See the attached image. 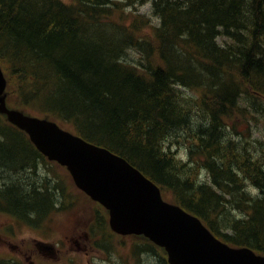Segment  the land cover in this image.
Instances as JSON below:
<instances>
[{
    "label": "trees",
    "instance_id": "16d2710c",
    "mask_svg": "<svg viewBox=\"0 0 264 264\" xmlns=\"http://www.w3.org/2000/svg\"><path fill=\"white\" fill-rule=\"evenodd\" d=\"M72 1L0 0L9 103L126 158L225 242L264 255V0ZM140 3L150 17L127 12ZM43 163L0 115V197L21 216L67 199L63 185L33 187Z\"/></svg>",
    "mask_w": 264,
    "mask_h": 264
},
{
    "label": "water",
    "instance_id": "95a60500",
    "mask_svg": "<svg viewBox=\"0 0 264 264\" xmlns=\"http://www.w3.org/2000/svg\"><path fill=\"white\" fill-rule=\"evenodd\" d=\"M6 86L0 66V114L26 131L49 160L68 169L79 189L106 207L114 231L145 235L167 250L171 264H264V256L220 242L198 218L165 202L160 188L125 158L56 122L10 108Z\"/></svg>",
    "mask_w": 264,
    "mask_h": 264
},
{
    "label": "flooded vegetation",
    "instance_id": "af4514ba",
    "mask_svg": "<svg viewBox=\"0 0 264 264\" xmlns=\"http://www.w3.org/2000/svg\"><path fill=\"white\" fill-rule=\"evenodd\" d=\"M35 179L33 187L43 179L41 183L47 184L51 192L61 194L55 178ZM4 186L0 178V190ZM62 205L63 199L56 198L44 213L26 217L0 197V264H106L94 248L101 240L83 232L65 241L62 229L49 221L54 213L59 216ZM79 252L85 254L81 256Z\"/></svg>",
    "mask_w": 264,
    "mask_h": 264
},
{
    "label": "rangeland",
    "instance_id": "374dc122",
    "mask_svg": "<svg viewBox=\"0 0 264 264\" xmlns=\"http://www.w3.org/2000/svg\"><path fill=\"white\" fill-rule=\"evenodd\" d=\"M64 1L68 2L69 0H64ZM139 9H140L139 10L140 13H148L149 11L147 5L142 6ZM155 22L156 19L154 20L153 23ZM150 33H151L150 28L145 29L144 34H150ZM219 40L225 41V39L223 38H220ZM130 56L134 61H138L140 59V54L131 53ZM239 130L240 132L242 131L243 133H245L247 127L245 125H241L239 127ZM253 135L258 138L263 137L264 131L259 129ZM178 152H180L181 156H186V152L184 150H179ZM42 176H46V174H42ZM61 179L66 180V178H61ZM72 197L75 199L72 200L73 203L72 209L67 210L66 212L65 211L61 212L58 217H55V215H53L49 219V221L54 223L55 226L62 229L65 241L70 238H78L81 232L88 230L89 222L94 215L92 205L88 203L85 198L79 196L76 192H74V195H72ZM109 240H110L109 243L112 246L109 249L110 251L109 252L106 251V253L111 256V259L113 261L111 264H116L119 261V257H120L119 255L124 253V251H122L123 248L121 243L123 239L112 235V237H109ZM126 241L127 242L125 243V246L129 247L127 249V253H130L131 246L129 245L132 243V241L129 239H126ZM105 243L107 244V242ZM101 251L103 250L101 249ZM148 255H143L141 257L142 264H160L158 258H156L154 254L148 253Z\"/></svg>",
    "mask_w": 264,
    "mask_h": 264
},
{
    "label": "bare ground",
    "instance_id": "6f19581e",
    "mask_svg": "<svg viewBox=\"0 0 264 264\" xmlns=\"http://www.w3.org/2000/svg\"><path fill=\"white\" fill-rule=\"evenodd\" d=\"M260 4V3H259ZM176 5V4H175ZM264 5V4H263ZM259 7H261V6H259ZM263 8V7H262ZM261 9V8H260ZM224 28V27H223ZM189 32V31H188ZM140 61V60H139ZM110 68V67H109ZM147 69V68H146ZM132 76V75H131ZM126 80V79H125ZM126 82V81H125ZM159 88V87H158ZM59 95V94H58ZM49 98V97H48ZM58 105V104H57ZM201 121V120H200ZM230 135H231V137H232V135H233V140L234 141H236V142H238L239 140L237 139V136L236 135H234L231 131H230ZM231 137H230V139H231ZM257 147H263L262 145H258V146H256V148ZM186 150V148H185V146L184 147H177L176 148V150L177 151H179V150ZM13 173V172H12ZM248 184V185H247ZM251 184H253V182H251V181H247V182H244V187H245V185H246V188L248 189L247 191H253V190H256L257 189V187L256 186H253V185H251ZM41 215V214H40ZM149 256V255H148Z\"/></svg>",
    "mask_w": 264,
    "mask_h": 264
}]
</instances>
